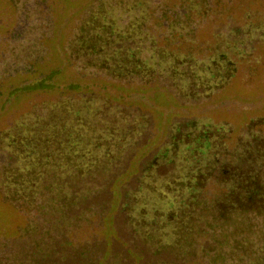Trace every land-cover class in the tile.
Instances as JSON below:
<instances>
[{"label": "rangeland", "instance_id": "1", "mask_svg": "<svg viewBox=\"0 0 264 264\" xmlns=\"http://www.w3.org/2000/svg\"><path fill=\"white\" fill-rule=\"evenodd\" d=\"M149 1L0 0V264H220L216 255L231 239L227 226L203 219L177 238L173 225L153 221L166 209L176 212L187 198V188L167 187L184 178L185 134L205 131L206 140L224 134L225 149L235 155L255 130L250 123L262 121L264 136V0H189L209 8L207 17H195L191 25L181 19L165 24L158 19L164 2ZM233 25L240 27L235 36L228 33ZM107 35L117 42L102 45L99 39ZM90 37L101 47L95 53L80 45ZM120 55L137 56L138 72L162 76L109 80L98 62L109 60L119 69ZM223 61L234 73L207 96L205 90L223 75L217 67ZM53 71L51 89L7 97V88H22ZM37 115L51 119L48 127L59 134V143L48 139L42 164L47 172L22 180L44 186L28 194L38 205L26 212L5 201L26 197L5 187L3 172L38 161L33 156L25 164L11 155L6 131L18 123V134L24 135L23 123ZM120 126L123 135L118 144L108 143V155L63 158V151L79 146L96 155L101 148L93 139L112 138ZM63 129L71 130L70 136ZM221 193L217 179L207 180L201 204L188 213H211V202ZM257 225L263 243L264 222ZM157 246L165 249L155 252Z\"/></svg>", "mask_w": 264, "mask_h": 264}, {"label": "trees", "instance_id": "2", "mask_svg": "<svg viewBox=\"0 0 264 264\" xmlns=\"http://www.w3.org/2000/svg\"><path fill=\"white\" fill-rule=\"evenodd\" d=\"M162 1L164 2L163 7H165V10L160 12L158 19H162L161 21L165 24L181 19L182 22L191 25L195 17H199L198 21H201L203 18L207 17L209 12V8L206 7L205 3L203 5L196 4L195 6L189 0H174L176 3H172V0ZM200 1L204 2L205 0ZM169 3H171L172 7L170 11L168 8ZM150 4H153V0L149 1L148 5ZM169 12H171V16L168 15ZM149 17L150 15H148V18ZM101 27H104L102 25L100 26V29L103 31L104 29ZM239 30L240 27L238 25H233L228 33L235 36ZM94 37H90L91 42L81 40L80 45L83 46V48L90 49L93 53L97 52L101 47H96L95 42H92ZM117 38L119 41L123 40L120 35L117 36ZM110 40V35L99 39L102 45H106L109 42L110 44L117 42V40ZM117 51H115L116 55L118 54ZM99 61L100 63L98 62V65L101 66L107 77L110 78L109 80L127 81L132 78H138L149 81L152 76H162L149 72H138L136 67L141 64L137 56L123 57L120 55L119 62L121 67L119 69H112V64L109 60L100 59ZM227 62L228 61H223L222 65L217 66L220 70L219 72L223 75L215 78L211 85L212 87H208L205 90V95L208 96L212 88L214 90L220 89L230 80L234 73V67ZM183 63L184 62H176V64L181 66ZM129 65H132L133 68L131 71H126V66ZM212 67L215 73H217L215 63H212ZM55 74L56 72L54 71L48 72L43 80L34 81L22 88L14 87L11 88V90L7 88L5 91L7 97H18L29 93H39L49 90L51 89L50 81ZM103 78L106 79L104 76ZM66 89L77 91L80 88L78 85H67ZM61 111L64 116V109H61ZM65 115H67V113ZM48 121H51V119H46L37 115L33 122L23 123V128L26 129L24 135L18 134V123L13 124L6 131L7 144L11 149V155L21 158L25 161V164L28 163L29 158L33 159V156V160L38 161V163L28 166L26 164L22 169L12 165L9 168H5L3 172L5 173V187L8 189L11 187L15 195L18 194L26 197V199H22L21 201L14 198H5V201L15 207L26 209V212L34 206V208H36L38 205L34 198L35 195L29 196L28 194L30 193L31 195L33 191L37 192L43 189L44 186L29 185L28 182L22 180L23 178L27 179L36 174L44 175L47 169H45V166L42 164L45 163L43 161L46 159L48 139L51 138L55 143H59V139L57 138L59 134L56 135V133H51V128L48 127ZM80 121L81 119H79V123ZM55 125L54 123L53 126ZM249 125V130H255L253 133L250 132L249 139L247 137L242 141L239 139L240 151L237 155L225 149L228 137L224 134L216 133L211 136L210 140L205 139L207 135L205 131H196L195 135L185 134L182 139L185 142V148L189 149V161L184 163L183 166V169L186 170L184 178L174 179L167 187L176 189L187 188V198L184 203H181V201L178 203L179 206L176 212L166 209L165 212L159 216L158 220L153 221L156 224L166 223L173 225L177 238L188 235V228L197 222L200 223L203 219H205L207 221L206 224L209 225L227 226L224 228V231H230L229 235L231 239L229 242H225L227 244V250L223 251L222 254L216 255V257H219L220 264H264V242L259 243L257 239V236L261 233L259 232L260 228H258L257 222L259 219L264 222V136L262 132L259 131V127L263 126V123L260 121L258 123H250ZM20 127L22 126L20 125ZM121 128V126L117 128L118 132L115 131L116 135L112 138L93 139L95 145L101 148L96 155H91L92 153L90 151H83L82 147L79 146V149L69 148L66 152L63 151V158L68 161L72 160L76 155H79V160H90L91 157L97 159L105 154L108 155L109 152L106 150V147H109V142L113 145L118 144V140L123 135V129ZM62 131H65L68 136H70L71 130L63 129ZM71 146L74 147L75 145L71 144ZM144 147L145 145L141 146L139 149L141 150ZM217 155L220 156L221 159H218ZM39 158L40 160H38ZM235 160L241 161L243 163L242 166L236 164ZM258 161L259 163H257ZM39 162H41V164ZM129 170H131V168L125 170V172L120 175L127 174ZM89 171V169L82 170V168H79V172L88 173ZM209 179H217L222 190L220 196L214 198L211 202V213H205V216H201V213H188L189 207H198L199 204H201L199 193L203 191L205 183ZM3 189L4 188H1L2 192ZM105 189L106 193L110 194L111 190L109 191V184L105 186ZM138 217H142L141 213H138ZM262 230H264V228ZM24 231L27 233L26 229H24ZM232 233L237 235V239L232 236ZM146 237L152 240L151 235H146ZM212 237H214V235ZM164 249L165 247L157 246L155 252H160ZM184 254H186V251H182V255Z\"/></svg>", "mask_w": 264, "mask_h": 264}]
</instances>
